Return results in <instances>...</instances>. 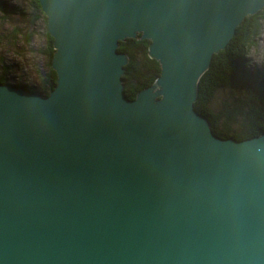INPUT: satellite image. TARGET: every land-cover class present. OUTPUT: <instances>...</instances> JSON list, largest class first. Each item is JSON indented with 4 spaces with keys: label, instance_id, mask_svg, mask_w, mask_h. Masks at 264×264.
<instances>
[{
    "label": "water",
    "instance_id": "95a60500",
    "mask_svg": "<svg viewBox=\"0 0 264 264\" xmlns=\"http://www.w3.org/2000/svg\"><path fill=\"white\" fill-rule=\"evenodd\" d=\"M46 95L0 83V264H264V132L215 135L193 101L264 0H37ZM152 82L128 98L125 38Z\"/></svg>",
    "mask_w": 264,
    "mask_h": 264
},
{
    "label": "trees",
    "instance_id": "16d2710c",
    "mask_svg": "<svg viewBox=\"0 0 264 264\" xmlns=\"http://www.w3.org/2000/svg\"><path fill=\"white\" fill-rule=\"evenodd\" d=\"M32 3L44 23L47 76L40 84L17 86L46 95L55 82V73L49 65L52 39L45 29V17L38 1L32 0ZM262 20L264 6L254 14L246 15L235 27L234 36L226 47L212 54L208 68L197 81L193 108L207 118L211 131L219 137L244 139L264 132V71H251L247 67V52L255 44ZM147 44L148 40L140 39L138 35L118 42L117 51L127 55L121 81L123 93L128 98L149 85L159 72L157 61L146 55ZM0 83H4L3 76H0ZM218 88H226L232 96L213 111L209 102Z\"/></svg>",
    "mask_w": 264,
    "mask_h": 264
},
{
    "label": "rangeland",
    "instance_id": "374dc122",
    "mask_svg": "<svg viewBox=\"0 0 264 264\" xmlns=\"http://www.w3.org/2000/svg\"><path fill=\"white\" fill-rule=\"evenodd\" d=\"M247 57L249 70L264 71V20ZM47 68L44 23L32 0H0V76L4 83L40 84ZM231 96L226 88H218L212 94L210 108L215 111Z\"/></svg>",
    "mask_w": 264,
    "mask_h": 264
},
{
    "label": "bare ground",
    "instance_id": "6f19581e",
    "mask_svg": "<svg viewBox=\"0 0 264 264\" xmlns=\"http://www.w3.org/2000/svg\"><path fill=\"white\" fill-rule=\"evenodd\" d=\"M264 6V5H263Z\"/></svg>",
    "mask_w": 264,
    "mask_h": 264
}]
</instances>
